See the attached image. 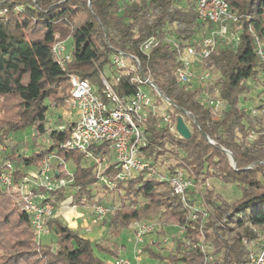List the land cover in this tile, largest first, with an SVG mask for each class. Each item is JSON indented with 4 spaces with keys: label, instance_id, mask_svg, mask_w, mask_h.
<instances>
[{
    "label": "trees",
    "instance_id": "16d2710c",
    "mask_svg": "<svg viewBox=\"0 0 264 264\" xmlns=\"http://www.w3.org/2000/svg\"><path fill=\"white\" fill-rule=\"evenodd\" d=\"M227 1L238 16L236 26L241 28L238 44L222 41L202 65L204 71L212 74L209 88H219L226 101L223 116L215 118L201 101V88L178 83L175 75L178 52L173 44L162 41L148 55L140 50L141 43L150 36L162 38L171 34L184 46L206 34L212 26L198 18L193 0H138L132 4L126 0H0V9L7 10L0 17V100L16 96L20 109L13 121L0 122V143L27 127L32 128L35 144L47 133L51 140L50 145L38 144L42 147L32 154L20 153L15 145L11 154L0 161L11 159L17 167L25 168L40 166L43 158L56 150L60 158L73 160L75 171L67 188L51 192L50 200L55 207L68 196H72L74 204L85 205L94 197L97 185L112 193L110 202L115 206L100 222L111 228V237L105 240L80 235L54 214L47 221L49 233L57 235L54 249L36 243L31 221L20 209L18 196L0 186V196L7 194L13 200L16 219L31 238L30 243L38 245L37 251L41 250L40 260L19 252L14 262L5 259L0 264H34V259L35 264H118L119 246L115 239L120 230L154 209L173 224L185 225L187 230L170 237L171 246L153 240L143 245V253L147 252L155 261L151 264H204V253L191 243L201 237L200 224L189 219V208L172 192L168 182L136 173L110 190L98 182L92 167L82 166L81 153L60 149V144L69 138L72 124L59 116L53 126L49 125L50 106L58 109L66 106L70 75L77 74L101 87V75L116 51L139 56L143 71L179 107L175 112L184 115L191 131V137L184 138L168 126L157 127V117L151 115L146 122L149 143L142 148L144 154L156 164L174 158L175 163L166 170L184 168L198 183L219 179L241 187L242 195L234 201L225 199L216 190L202 192L205 203L213 206L202 228L212 245L213 260L208 264L249 263V245L258 243L256 230L264 229V114L252 115L240 104L242 100H253L246 97L252 84L262 81L259 96L264 94V64L256 52V37L264 42V0ZM79 11L85 15L78 21ZM68 39L72 40L69 59L62 55L65 59L62 64L54 47ZM115 88L123 96L135 91L129 76H123ZM60 123H65L64 130L57 129ZM107 146L95 147L98 152L107 150ZM53 167L59 176L70 177L58 160ZM22 172L17 174L21 176ZM76 187L79 189L75 190ZM157 230L165 233L163 228ZM96 251L105 257L114 256L115 263Z\"/></svg>",
    "mask_w": 264,
    "mask_h": 264
},
{
    "label": "built area",
    "instance_id": "2783aa9c",
    "mask_svg": "<svg viewBox=\"0 0 264 264\" xmlns=\"http://www.w3.org/2000/svg\"><path fill=\"white\" fill-rule=\"evenodd\" d=\"M136 1L138 0H126L128 4ZM193 1L198 18L212 26L206 34L184 46H180L171 34L162 38L150 36L141 43L140 50L148 55L162 41L173 44L178 52V66L175 70L178 83L188 88L195 86L201 88V101L204 107L213 117L220 118L226 108V101L221 97L219 88H209L212 74L210 71H204L202 65L222 41L237 46L241 28L236 26L238 16L227 0ZM256 52L264 64V42L258 37ZM54 53L62 64L65 61L62 55L69 59L65 54V47L56 45ZM109 67L111 75L108 77L102 73L101 87L77 74L70 75V96L63 109L66 113L64 121L71 123L72 129L69 138L60 144V149L81 153L84 158L82 166L92 167L98 182L110 190L116 189L120 182L128 180L136 173H144L146 177L168 182L172 192L189 208V219L200 224L201 238L191 243L194 248L204 253V264H208L213 260L212 245L207 243L202 228L213 209L205 203L202 190L212 188L209 180L198 183L184 168H176L173 172L168 170L161 172L159 164L153 163V160L142 151L149 143L146 128L149 116L157 117V127L168 126L171 131L178 133L176 125L179 115L175 110L179 107L159 90L151 75L143 71L139 56L123 51L113 52ZM123 76H129L130 83L135 85V91L131 95L123 96L116 91L115 84ZM262 79L264 82V72ZM244 110L256 116L264 114V94L256 107ZM184 114L191 115L188 111H184ZM180 115L186 123L184 115ZM56 126L59 130L65 129V123ZM41 139L44 144H51L49 133L43 135ZM102 144L108 145L107 150L97 152L95 146ZM56 160L65 166L70 177L59 176L53 167ZM68 161L74 163L72 159ZM68 161L60 158L56 150H52L43 158L40 166L23 170L21 176L17 172L22 170L23 165L17 167L8 160L0 161V186L19 197V207L28 214L37 243H41V237L49 233L47 221L55 214L56 207L50 200L51 192L67 188L73 181L74 172L69 171ZM78 189L79 187L75 188ZM68 197L71 200L67 202L66 199L59 206L76 207L72 196ZM114 209L113 205L94 203L91 223L86 226L85 231L90 232L93 225L99 224ZM178 227L181 234L187 230L185 225ZM132 228L136 239L134 259L140 262L145 237L158 229L157 223L148 220L138 221ZM256 232L258 243L249 245L248 264H264V229H258ZM173 236L175 235L171 237ZM167 241L168 238L165 239V242ZM116 262L133 264L127 258H119Z\"/></svg>",
    "mask_w": 264,
    "mask_h": 264
},
{
    "label": "rangeland",
    "instance_id": "374dc122",
    "mask_svg": "<svg viewBox=\"0 0 264 264\" xmlns=\"http://www.w3.org/2000/svg\"><path fill=\"white\" fill-rule=\"evenodd\" d=\"M6 13H7L6 8L0 9V17L2 15H5ZM84 15H85L84 11L83 12L79 11L77 20L79 21V19H82ZM71 43L72 40L68 39L66 41H59L56 45H58V47L59 46L65 47L66 48L65 54H67L71 50ZM104 73L108 77H110L111 75L110 67H107L104 70ZM261 90H263L262 81L259 82L258 84H252V90L248 94H246V97L253 98V100H249V101L242 100L240 105L243 108L256 107L261 99V96H259ZM18 102L19 99L16 96H8L0 100V122L5 123L6 121H13L15 119L14 118L15 114L20 110ZM64 109L55 108L53 105L50 106V110H49L50 126L54 125L55 121L58 119L59 116H62L63 119L66 117V113L64 112ZM42 143L43 141L40 138L38 140V144H42ZM38 144L34 143L32 137V128L27 127L26 129L19 130L16 133H14L12 135V138L7 139L6 142L0 143V158H5L9 154H11L13 150L12 148L15 145L19 146L20 153L31 154L33 150H34L33 152H35L36 149L38 150L40 147H42L41 145ZM8 161L15 164V162L12 161L11 159ZM174 163H175L174 158H166L162 163L160 164L158 163L159 170H161V172H166L167 171L166 168L168 167V165ZM67 167L70 172L75 171V166L71 161L67 162ZM209 183L212 188L210 189L205 188L204 190H202V192L216 190V192L223 195V197L229 201H234L240 198L242 195L241 187L235 183H225L219 179H209ZM6 191L11 192L10 190H6ZM197 192L196 194H199ZM101 197L103 199L100 202L108 205H113L110 202L112 198V193L104 192V189L100 185H97V187L94 188V197L91 200H89L85 205H77L76 207H70L69 209H60L58 210L59 213L58 216L60 220L63 223L67 224L69 227L71 222H75L78 227L74 228V230L82 236H87L88 238H90L93 236L95 237V235L97 234V235H101V240L110 238L111 228L109 227L108 224L96 225L95 227H93V230L95 231L94 233L92 232L89 233L85 231L86 226H88L87 223L88 220L90 219V214L92 212L93 204L96 203L97 200ZM203 198H204V194H203ZM67 199H68L67 202L71 200V198L69 197ZM14 205L15 204L13 200L9 196H7V194H3L2 196H0V261L5 259L6 260L10 259L9 262H14L13 258H15V256H17L19 252H23V254H25L26 256L30 255L29 257L31 259L36 258L40 260L41 250L37 251L38 249L36 248V246L38 245L30 243L31 238L26 233L23 226L16 219L17 212L14 208ZM212 207L213 206H211V208ZM248 211H250V208L248 209ZM7 217L9 219H7ZM147 220L154 221L155 223H157V228L158 229L163 228L165 230V233L161 234L159 230H155V232L145 237L144 245L150 243L151 240H153V241H161L163 244H167L166 246H171L172 244L170 243L171 242L170 237L172 235H178V236L182 235L178 227L179 225L173 224L172 221L167 217H162L158 209H154L153 212H151L148 216H146L145 218L142 217L138 221H147ZM135 222H133L129 227L122 228L115 239V242L119 246V256L129 259L133 264L155 263V261L148 256L147 252L143 253L142 261L137 262L134 259L135 258L134 248L136 246V239H135V231L132 228V225ZM166 238H168V241L164 243ZM18 240L22 242L18 243L19 242ZM41 243L51 245L55 249L57 246V235L54 232L46 233L41 237ZM207 243L211 244L210 242H208V240ZM96 253L102 258L105 257L103 253H100L98 251H96ZM105 258L110 263H115L116 258L114 256H106ZM36 259H34L33 262L37 263Z\"/></svg>",
    "mask_w": 264,
    "mask_h": 264
},
{
    "label": "crops",
    "instance_id": "0c3cea01",
    "mask_svg": "<svg viewBox=\"0 0 264 264\" xmlns=\"http://www.w3.org/2000/svg\"><path fill=\"white\" fill-rule=\"evenodd\" d=\"M36 150H37V149H36ZM33 151H34V150H33ZM33 151H32V153H33ZM32 153H31V154H32ZM73 165L75 166L74 163H73ZM31 168H33V167H28V168L23 167L22 170H25V171H26V170L31 169ZM69 208H70V207H67V206H58V207L55 208V210H56V213H55V214L58 215V214H59V213H58V210H60V209H69ZM86 222H87V221H86ZM90 223H91V214H90V219L88 220V223H87V224L89 225ZM87 224H86V225H87ZM96 225H101V224L99 223V224H96ZM96 225H93V227H95ZM77 227H78V226H77V224H76L75 222H71V224H70V228H72V229L74 230V228H77ZM93 227H92V230H91L89 233H91V232L94 233V232H95V231L93 230ZM85 237H87V236H85ZM90 239H91V240H101V235H97V234H96L95 237H94V236H93V237H90ZM119 258H124V257H121V256H120Z\"/></svg>",
    "mask_w": 264,
    "mask_h": 264
},
{
    "label": "water",
    "instance_id": "95a60500",
    "mask_svg": "<svg viewBox=\"0 0 264 264\" xmlns=\"http://www.w3.org/2000/svg\"><path fill=\"white\" fill-rule=\"evenodd\" d=\"M177 131L178 133L184 137V138H190L191 137V131L187 124L184 122V119L181 115L177 117ZM228 151V150H227ZM229 152V151H228Z\"/></svg>",
    "mask_w": 264,
    "mask_h": 264
}]
</instances>
